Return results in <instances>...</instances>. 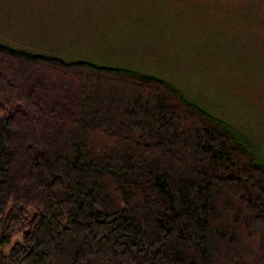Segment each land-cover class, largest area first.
<instances>
[{
  "label": "trees",
  "instance_id": "1",
  "mask_svg": "<svg viewBox=\"0 0 264 264\" xmlns=\"http://www.w3.org/2000/svg\"><path fill=\"white\" fill-rule=\"evenodd\" d=\"M180 91L0 43V264H264V156Z\"/></svg>",
  "mask_w": 264,
  "mask_h": 264
},
{
  "label": "rangeland",
  "instance_id": "2",
  "mask_svg": "<svg viewBox=\"0 0 264 264\" xmlns=\"http://www.w3.org/2000/svg\"><path fill=\"white\" fill-rule=\"evenodd\" d=\"M0 43L161 78L264 156V0H0Z\"/></svg>",
  "mask_w": 264,
  "mask_h": 264
}]
</instances>
